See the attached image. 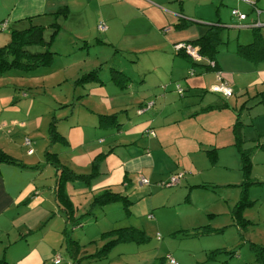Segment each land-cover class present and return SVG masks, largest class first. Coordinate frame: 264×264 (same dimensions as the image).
Segmentation results:
<instances>
[{
  "label": "rangeland",
  "instance_id": "374dc122",
  "mask_svg": "<svg viewBox=\"0 0 264 264\" xmlns=\"http://www.w3.org/2000/svg\"><path fill=\"white\" fill-rule=\"evenodd\" d=\"M182 2L186 4L188 0ZM219 3L220 0L216 1L217 12L227 24L222 33V39L227 43L220 50L224 48L223 53L236 51L240 42L247 44L252 41V29L234 24L233 18L228 19L232 6ZM194 8L192 3L185 7L186 14L191 18L183 35L190 38L193 37L188 29L201 27L194 24L193 14L190 15ZM196 9L199 12V8ZM212 9L213 15H217L216 8ZM88 11L67 16L62 13L45 16L16 27L22 30L30 25L45 26L44 39H51V51L58 55L50 68L30 72L17 69L7 71L0 77V95L5 97L9 93L10 97L13 95L16 98L4 106L18 108L16 112L10 110L6 114L10 118L2 121L7 125L0 130V135L8 140L3 154L14 163L38 166L28 170L43 172L40 180L52 187L56 171L45 160L46 148L54 139V133L50 130H55L59 138V133L66 132L78 118L81 120L86 110H100L108 116L110 112H107V108L124 111V106H127L129 111L135 108L136 112L129 114L132 118L127 119V124L142 123V119H145L144 125L147 126L152 117L157 121V127L165 125L167 118L175 120L171 112L173 109L186 117L178 113L179 118L162 129L165 134L160 143L154 140L153 134L151 139L155 142L151 152L155 166L143 174L145 180L150 182L149 186H140L141 173L132 175L131 187L126 188L122 184L113 189V192L126 194L132 205L117 202L102 208L94 207L90 214L87 213L89 203L75 214L76 219L81 217V226L65 222L63 205L58 210L53 207L46 216L36 211L25 216L18 225L22 227V239H26L25 243L29 246L42 237L36 246L42 255L49 251L50 259L46 264H54L57 258L59 264H169V259L177 264H258L251 245L254 243L264 247V206L245 204L247 200L242 202L244 206L236 209V205L241 199L242 190L247 195L250 189L259 187L255 184L256 180H264V106L249 109L241 104L248 96L231 94L222 98V95L211 94L210 89L205 94L190 96L183 93L181 96L178 90L183 91L184 87L179 58H175L170 80L166 78L165 70L148 74L153 80L157 79V75V82L162 83L153 89L154 92L147 99L138 102L141 98L135 91L120 96L112 94L118 90L114 77L119 76L124 82L132 77L129 81L131 84L141 65L139 63L133 67L131 60L120 56L125 55L122 53L125 51L118 54L105 43L102 32L93 27V19ZM176 24L174 22L168 26L170 33L182 28H177ZM138 29L142 31L143 26L138 25ZM260 31L264 34V28ZM6 34L8 40L9 31ZM246 36L251 38L250 41H246ZM2 42L0 40V46L7 41ZM43 49L32 47L29 51L41 53ZM137 51L131 56L139 62L145 63L151 57L162 58L161 50L156 47ZM82 76L86 77L84 83L78 81ZM149 77L146 79L148 83ZM238 80L241 81V76ZM227 89L231 90L229 86ZM98 92L107 98L100 101L92 97ZM165 97L169 105L166 114L160 116L158 106L160 99ZM149 103H155L151 113L145 112L140 117L137 112L140 106L143 108ZM224 104H227L226 108ZM209 105L215 106L211 108ZM124 115L128 118L127 112ZM131 129H125L122 133L119 138L121 143L141 144L138 141L140 137ZM238 132L243 136L240 144L237 142ZM112 138L117 137L109 136L107 144L113 141ZM62 142L64 144L63 140H57V143ZM213 143L217 147L221 143L219 149ZM48 151L58 152L59 164L70 166L72 153L59 146L49 147ZM108 151L109 148L105 152ZM78 170L79 173H89L92 169ZM180 182L182 188H179ZM120 183L122 179L117 184ZM45 195L51 206L52 196ZM80 202L73 197L74 208ZM242 218L254 223L244 224ZM236 220L240 221L242 230L235 226ZM18 227L11 231L9 240L1 241L13 242L18 238ZM121 228L136 229L148 240L138 243L134 240L137 234L129 233L125 236H132L133 241L113 242L115 236L110 231Z\"/></svg>",
  "mask_w": 264,
  "mask_h": 264
},
{
  "label": "crops",
  "instance_id": "0c3cea01",
  "mask_svg": "<svg viewBox=\"0 0 264 264\" xmlns=\"http://www.w3.org/2000/svg\"><path fill=\"white\" fill-rule=\"evenodd\" d=\"M216 1L219 2V0H188V3L184 4L182 0H0V40L4 42L7 41L4 44L6 45L10 40V32L12 30H18L16 29L17 26L33 23L35 20L42 19L45 16H53V14L60 9L65 8L68 13L67 15L83 14L89 9L88 13L93 19V27H96L97 30L98 23H103L106 27V30L101 33L104 35L105 43L113 47L118 54L121 51H125L122 52L125 53V55L120 54V56H126L127 59L131 60L133 67L135 65L137 66L139 63L141 65L132 80L133 83H129L132 77L124 82L123 87L116 82L118 90L113 91L112 94L120 96L135 91L141 98L138 102L142 99H147L154 92L153 89L157 88L158 85L162 83L161 81L157 82V79H159L157 75L155 77L157 79L153 80L148 74L165 70L166 78L170 80L175 58H179V60H181L180 67L183 72L182 86L184 87L183 91L180 90V93L178 90L181 96L183 93L189 94L190 96L208 93L209 89L217 84L216 76L219 74L221 76V81L231 88L232 95L235 94L239 97L248 96V98L241 103L242 106L245 105L246 102L245 106L249 109L255 106H264V102L256 105L255 103L257 100L253 98L257 94L264 93V59L255 58V56H249L247 59L238 55V46L246 42H240L241 45H237L236 51L232 50L223 53L224 48L220 50V48L227 43L222 39L223 29L227 24L224 23L217 12L218 8L216 7ZM190 3L195 7L194 10L192 9L193 12H190V15L193 14L192 18L196 21L194 24L201 26L190 27L188 29V32L192 34L193 38L183 35L184 29L188 26L187 21L191 18V16L186 14L188 12L185 11L186 5ZM225 3L232 6L231 10L235 9L246 15V19L243 22H238L233 18L234 24L238 23L240 26H247L252 29V41L242 46L252 43L255 35L259 36V38L264 41V34L260 31L261 28H264V0H220L219 5H225ZM214 7L216 8L217 15L215 16L217 18H215L212 13V8ZM196 8H199V12ZM57 9L59 10L57 11ZM229 14L228 12V19L231 17ZM173 20L177 23V28H182L170 33L168 26L174 23L172 22ZM64 22L67 23V20ZM138 25L143 26L142 31L138 29ZM211 26L219 31L218 35L221 39L218 53L215 55V70L212 69V64L208 65V61L200 63V61L192 60L183 51H175L176 45L181 43H193V41L205 34L207 29ZM8 31L9 36L8 40H6V33ZM171 34H177V36H171ZM246 37V41H250L251 38L248 36ZM3 46H0V48ZM138 47H140L139 49L156 47L158 50H161V60L151 57L147 59L145 63L142 61L139 62V60L136 61L131 55L137 50L139 51ZM52 52L55 56L58 55L56 52ZM54 58L51 65L45 67L46 69L52 66ZM195 62L199 65H193ZM193 71L194 75L190 76V72ZM239 76H241V81L238 80ZM147 77H149V83L146 80ZM166 82L167 80L165 79V83ZM10 95L9 93H7L5 97L0 95V123H2L0 124V130H3L7 125L6 122L2 121L10 118V116L6 114H9L10 110L12 112L18 111L16 107L4 106L16 99L15 96L12 95V97H10ZM92 97L99 98L100 101L107 98L100 92L94 94ZM221 97L223 98L225 96ZM215 104H217V102H215ZM154 105L155 103H152L150 109L145 112L151 113V108ZM168 105L169 102L166 97L163 100L160 99L159 106L157 105L159 107L158 113L160 116L166 114L165 111ZM224 105L226 108L227 104ZM209 106L212 108V106L215 105ZM124 107V111L114 107L107 108V112H110L108 116H105V114L103 115L102 113L105 112L100 110H98L99 112L90 109L86 110L87 113L82 116L81 120L78 118L66 132L59 133V138L58 136L54 137L46 148L47 151L49 146L55 148L59 146L62 149H66L68 153H72L70 166L65 165L64 167L71 169L77 174H88V172L79 173L77 171H79L78 169L87 170L92 168L94 160L99 156L102 157L99 164H97V169L100 174L91 184L92 193L86 194L85 197L84 192L86 186L82 182H64L63 184L64 190L69 195L71 202L73 197L78 201L81 200L76 207L78 208L76 214L80 209L84 208L85 205L92 201V196L97 195L102 189L113 191L115 187L122 184L126 186V188L131 187L132 184L130 182L133 177L132 175H140L142 173V178L146 179V176L143 175L146 174L145 170H152L155 166V161L151 152L153 142H161V137L165 134L162 132V129L165 128V126L169 127L171 121H176L179 118L177 117L178 113L181 114V117H186L182 112H176V109H173L171 112L175 115V120L167 118L165 125L162 124L157 127L158 123L152 117L151 121L147 123V126L144 125V122H146L145 119H142V123L130 125L129 123L127 124V119L132 118L129 114L134 113L135 108H132L134 111H129L127 106ZM125 112L128 113V118L124 115ZM145 112L139 113L141 115L140 117L144 116L146 114ZM152 113L155 114L156 111H152ZM138 115L132 114V116ZM109 116H114V119H106V117ZM125 129H131L132 133L140 137L138 141L141 144H133V142L130 144H122L119 138L122 133L126 131ZM149 132H153L154 136L149 134ZM109 136L117 138H112L113 141L107 144V138ZM152 136L155 137V141L151 139ZM238 136L239 141L237 142L240 144L243 142V136H241L239 132ZM58 139L63 140L64 144L63 142L57 143ZM5 143H8V140L0 135V152L2 153L5 150ZM213 145L218 148L221 143L218 147L217 144L213 143ZM108 148L109 151L105 152ZM54 153L59 156L58 152ZM46 163L50 165L49 162L46 161ZM37 167L38 166H26L25 164L17 162L14 164H0V261H4L6 264H46L50 259V254H48L49 251L45 255H42L37 249L36 242L42 237L40 236V239L35 240V244L33 243L28 246V244L25 243L26 239H22L24 235L20 231L22 227H18L21 220L29 214L39 211L42 215L46 216L53 207H55L56 210L59 209L55 201V187L57 185L56 174L54 173V183L52 187H48L43 183V179L40 180L43 172L28 170ZM121 179L122 183L117 184ZM255 184L259 187H255L248 191L246 195L247 204H254V206L256 204H261V206H264V180H256ZM149 185L150 182L144 185L140 184V186ZM182 185L183 184L180 182L179 188H182ZM45 193L51 195L53 198L51 206ZM81 195H84L82 199L80 198ZM179 195L180 194H178V196ZM189 195H191V192H189ZM251 200L252 202H250ZM262 223L264 225V212ZM16 227H18L16 229L18 238H15L13 242L7 241L8 243L1 241L6 238L9 240L11 231H14Z\"/></svg>",
  "mask_w": 264,
  "mask_h": 264
},
{
  "label": "trees",
  "instance_id": "16d2710c",
  "mask_svg": "<svg viewBox=\"0 0 264 264\" xmlns=\"http://www.w3.org/2000/svg\"><path fill=\"white\" fill-rule=\"evenodd\" d=\"M64 14L67 16V10L65 8L60 9L57 14ZM54 28H56L55 25ZM44 31L45 27L40 25H30L28 28L22 30H12L10 32V40L9 42L0 48V77L4 75L5 72L14 71L17 69H23L24 72H29L37 68H45L49 67L52 63V60L55 54L51 51V39L46 41L44 39ZM56 32V29L55 31ZM219 31L215 27H209L205 34L197 38L193 43H190L194 47L198 48L199 54L201 56L200 63L204 61H208V65H213V70L216 69V61L215 55L218 53V47L221 44V39L218 35ZM256 34V33H255ZM52 38V36H51ZM32 47H42L44 48L41 53L39 52H30L29 48ZM180 52V51H176ZM237 54L243 56L245 58H249V56H255V58L264 59V41H262L259 36L255 35V38L252 43L244 46H238ZM199 63V62H198ZM193 65H199L193 63ZM203 65V64H202ZM217 71V70H216ZM88 76V75H87ZM86 77H80L78 79L79 82L84 83ZM116 82L123 87L124 81L121 80L119 76L114 77ZM127 78V77H126ZM253 98H256V105L264 102V93L257 94ZM247 103V102H246ZM245 103V105H246ZM141 108V107H140ZM106 119H114V116L106 117ZM102 120V119H101ZM55 123V122H53ZM53 126V125H52ZM50 132L54 133L55 130H50ZM264 146V145H263ZM50 147V146H49ZM49 149V148H48ZM46 161L49 162L52 167L56 171L57 185L55 187V201L58 208L63 205V215L66 223H75L72 226H81V217L76 219L75 212L78 208H74L72 202L70 201L69 195L64 190V182H82L85 184V195L92 193V181L98 178V165L101 161L102 157H97L92 165V170L88 174H77L71 169H68L59 164L58 155L56 153H51L50 151H46ZM243 156V153L242 155ZM14 164V162L10 161L7 156H5L2 152H0V164ZM92 201L90 202V210L87 213L92 212L94 207H106L110 204L122 202L125 205L133 204L131 200L126 195L121 193H115L109 189H102L97 195L92 196ZM246 195L243 190L241 191V199L237 203V208L244 206L242 204L245 203ZM247 204V203H245ZM250 205V204H249ZM235 214V213H234ZM242 222L251 223L250 221L242 218ZM235 226L242 230L243 228L240 226V221L236 220ZM136 233L137 239H134L136 242H144L147 241L144 234L133 228H121L117 230L110 231V234L115 236L113 242H131L133 237H127L125 234ZM120 235V236H119ZM112 242V241H111ZM110 242V243H111ZM252 250L255 252V260L258 264H264V247L258 244L251 245ZM0 264H6L4 261H0Z\"/></svg>",
  "mask_w": 264,
  "mask_h": 264
},
{
  "label": "built area",
  "instance_id": "2783aa9c",
  "mask_svg": "<svg viewBox=\"0 0 264 264\" xmlns=\"http://www.w3.org/2000/svg\"><path fill=\"white\" fill-rule=\"evenodd\" d=\"M230 15L232 18L236 19L238 22H243L246 19V15L240 13L239 11L235 9L231 10ZM97 30L99 32H104L106 30V27L103 23H100L97 26ZM175 51H183L192 60H195V61L201 60V56L199 54L197 47H194L191 44H188V43L178 44L175 46ZM192 75H193V72H190V76ZM216 81H217V84L213 85L210 88L211 93L219 94L222 96H228L231 94V90L227 89L226 83H223V81H221V76L219 74L216 76ZM179 93H180V90H179ZM150 107H151V104H148L144 106L143 108H140L138 113L145 112L146 110H149ZM149 134L153 135L152 132H149ZM140 184L144 185V184H148V182L144 178H140ZM53 263L59 264V258H57ZM169 264H177V263L174 260L169 259Z\"/></svg>",
  "mask_w": 264,
  "mask_h": 264
}]
</instances>
